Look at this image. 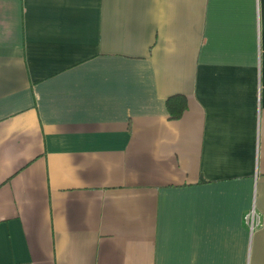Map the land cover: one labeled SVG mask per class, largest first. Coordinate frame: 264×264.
<instances>
[{
	"label": "crops",
	"instance_id": "0c3cea01",
	"mask_svg": "<svg viewBox=\"0 0 264 264\" xmlns=\"http://www.w3.org/2000/svg\"><path fill=\"white\" fill-rule=\"evenodd\" d=\"M0 264H264V0H0Z\"/></svg>",
	"mask_w": 264,
	"mask_h": 264
},
{
	"label": "trees",
	"instance_id": "16d2710c",
	"mask_svg": "<svg viewBox=\"0 0 264 264\" xmlns=\"http://www.w3.org/2000/svg\"><path fill=\"white\" fill-rule=\"evenodd\" d=\"M165 105L168 111V118L178 119L187 107L186 97L182 93H175L166 98Z\"/></svg>",
	"mask_w": 264,
	"mask_h": 264
},
{
	"label": "built area",
	"instance_id": "2783aa9c",
	"mask_svg": "<svg viewBox=\"0 0 264 264\" xmlns=\"http://www.w3.org/2000/svg\"><path fill=\"white\" fill-rule=\"evenodd\" d=\"M245 222L248 224L251 230L260 224V217L253 207L246 212Z\"/></svg>",
	"mask_w": 264,
	"mask_h": 264
}]
</instances>
